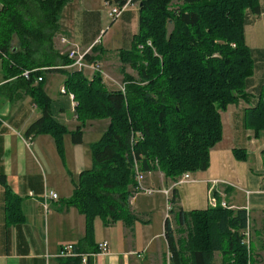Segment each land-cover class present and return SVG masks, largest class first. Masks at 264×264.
I'll return each instance as SVG.
<instances>
[{
    "label": "trees",
    "instance_id": "1",
    "mask_svg": "<svg viewBox=\"0 0 264 264\" xmlns=\"http://www.w3.org/2000/svg\"><path fill=\"white\" fill-rule=\"evenodd\" d=\"M69 1L0 0V58L5 78L21 83L41 112L25 137L50 135L62 155L64 135L80 144L88 121L109 120L100 138L89 145L91 167L72 179V195L65 201L85 217L86 234L79 246L74 245L76 250L95 253L96 218L105 226L117 221L131 225L135 220L128 209L134 194V161L141 172L158 170L171 180L208 168L210 150L222 139L221 113L244 96L253 72L244 27L248 12L259 14L260 7L258 0H134L138 29L130 47L118 50L121 90L109 89L100 72L88 77L84 71L52 67L58 59L60 67L71 63L66 54L54 50L60 16ZM107 1L120 6L125 0ZM97 52L95 44L86 60L96 62ZM126 66L134 76L125 73ZM25 70H34L29 79L22 77ZM54 70L63 73L64 88L73 95L79 124L71 131L53 117L44 91L43 75ZM244 124L255 135L264 131V85L257 103L244 110ZM240 151L235 150L239 159L244 158ZM0 184L6 224L22 223L21 198L10 190L4 175ZM170 202L172 219H164L168 264H215L216 254L221 264L254 263L255 243H243L246 209L185 211L175 207V189ZM256 235L261 242L262 232ZM63 259L81 264L80 257Z\"/></svg>",
    "mask_w": 264,
    "mask_h": 264
},
{
    "label": "crops",
    "instance_id": "2",
    "mask_svg": "<svg viewBox=\"0 0 264 264\" xmlns=\"http://www.w3.org/2000/svg\"><path fill=\"white\" fill-rule=\"evenodd\" d=\"M258 1L260 13L248 12L244 27L245 41L254 60L253 72L246 81L244 96L228 105L225 112L230 113H221L222 139L210 150L208 168L192 173V181L175 188L176 208L185 211L205 209L208 180L225 181V184L217 185L223 192L219 198L225 200L232 209H246L254 234H258L264 222V131L255 135L252 129L245 127L244 110L257 103L264 85V0ZM73 2L74 0H70L62 13ZM135 5L126 11L129 10V16L137 19L138 24V7ZM59 27L60 34L54 38V50L60 54H65L67 49L74 47L84 50L95 45V36L93 40L83 42L75 37L71 32V25L62 24V16ZM62 37L68 43H62ZM13 45L16 50L17 38H14ZM129 47L128 44L121 48ZM119 49L115 51L114 60L101 49L93 54L98 56L97 62L107 87L109 80L117 83L120 79L122 82L123 67L119 60ZM33 56L39 59L38 53ZM55 62L53 68L71 70L58 66L59 59ZM124 70L127 74L135 75L128 66ZM84 73L88 77L91 75L89 70ZM64 78L63 73L54 70L44 73L42 81L44 91L51 99L53 117L71 131L79 123L74 113V101H70L67 93L61 92ZM65 107L70 108V113H66ZM40 116V110L23 85L16 84L15 79L5 78L0 58V175L5 176L10 190L21 198L24 215L22 223L6 224L5 193L0 184V264H66V260L56 258L55 253L67 244L79 246L86 234L84 215L75 207L66 205L65 201L72 195V179L91 167L89 145L100 138L109 120L88 121L83 127L80 144H73L70 135H64L63 154L60 155L54 139L47 134L31 137L30 144H26L25 130ZM89 133L94 138L86 140V134ZM236 149H242L238 154H244V158L239 159ZM171 181L162 172L151 170L144 174L143 185L161 189L168 188ZM49 191L56 192L58 199L48 200L45 209L41 201ZM136 194L128 202L129 212L135 217L131 225L117 221L105 226L100 218L94 220V244L98 246L106 241L109 252L85 253L90 254V264H168L167 242L164 237L165 218L163 219L166 196L163 193L160 194L165 197ZM157 209L160 214L155 218L154 228L152 213ZM161 237L164 239L165 252L159 256L149 254L147 257L146 252L157 239L158 250L161 249ZM258 244L255 243L256 246ZM258 254L256 251L253 264H260ZM215 264H221L219 254L215 255Z\"/></svg>",
    "mask_w": 264,
    "mask_h": 264
},
{
    "label": "rangeland",
    "instance_id": "3",
    "mask_svg": "<svg viewBox=\"0 0 264 264\" xmlns=\"http://www.w3.org/2000/svg\"><path fill=\"white\" fill-rule=\"evenodd\" d=\"M105 1L107 0H74L73 4L67 6V8H65V10L63 11L61 15L62 24L69 23L71 25L70 29L72 30L71 31L72 34L75 37L79 38L82 42L85 40L89 41V39L93 40V36H95L97 39L94 42V44H96L97 49L104 50V52L107 53V55L109 57H112L114 60L116 49H119L121 47H126L128 46V44L130 45V43L128 42L131 41L134 32L137 31L138 24L136 22L137 19L129 16L128 14L129 10L126 11L125 14H123L121 17H119L118 19H116L111 23V19L107 16L108 7H106ZM135 7L137 8L138 4H136ZM168 27L170 30L171 26ZM253 66H254V60H253ZM120 85H121L120 79L117 80V83L113 82L112 80L108 81V87L110 89L119 88ZM67 97H69L71 101V97L69 93H67ZM53 103L55 104V102ZM65 108H66V113H70V108L69 107H65ZM225 113H230V111ZM93 138H94L93 134L92 135L90 133L86 134V140H91ZM161 189L153 188V190H155L153 195L155 196L162 195L163 197H165L163 194H160L162 193L159 191ZM142 194L147 195L142 191L138 192L136 195H142ZM206 207H208L207 201H206ZM166 212H167V202L165 197L163 219L165 218ZM159 214L160 211L158 209L152 213V218L154 219V222L152 223V227L154 228L156 227L155 218ZM170 219H172V216H170ZM257 225L259 229L260 224L258 223ZM258 232H262L261 242L259 241L257 235L254 234L253 232V226L251 227V242L253 244L261 243L260 245L258 244L257 246H255V252L258 251L259 253L258 255L260 258L259 261L260 264H264V233L262 229H259ZM160 241H161V249L158 250L159 240L157 239L156 242L151 245L150 250L146 252L147 257H149V254L152 255L156 254L157 256H159L161 253L165 252L164 239L161 237ZM252 257L254 258V256Z\"/></svg>",
    "mask_w": 264,
    "mask_h": 264
},
{
    "label": "built area",
    "instance_id": "4",
    "mask_svg": "<svg viewBox=\"0 0 264 264\" xmlns=\"http://www.w3.org/2000/svg\"><path fill=\"white\" fill-rule=\"evenodd\" d=\"M133 1L134 0H125L124 3L120 6L113 4V3H110L109 1H105V5H106V7H108L107 16L111 19V21H115L129 7H132L134 4H137V3H134ZM0 8H1V2H0ZM61 42L62 43H68L67 39L65 37L61 38ZM89 53H90V48H87L84 50L79 49L78 47L67 49L65 54L68 57V59L71 60V63L69 65L63 66V67L64 68L67 67L68 69H75L78 71L89 70L91 72L90 73L91 75H93L94 73H97V72L101 73L100 64L97 61L90 63L86 60V55ZM32 72H34V70H25L22 73V77L24 79H29ZM40 80H41V78L38 77L37 81H40ZM120 89L121 90L124 89L122 84L120 85ZM61 92L67 93L64 87L61 88ZM69 94H70L71 100L73 101V95L71 93H69ZM74 105H75V103L73 102V107H74ZM138 135L140 136V134H137L136 136H138ZM30 142H31V137H26V144L29 145ZM133 170L135 173V185L132 188L133 193L136 194V193L142 191V192L149 194V195L153 194L155 191V190H153V188L144 187V185H143L145 173H143L139 170V164L137 161H134ZM189 181H192L191 173L184 172L180 176H178L177 178L172 180L168 188H162L161 190H159L160 192H162L166 196V202H167V212L165 215L166 219L170 220V213L169 212L172 209V203L170 202L172 190L175 189L176 187L186 183V182H189ZM219 183L225 184V181L218 180V179L208 180L207 205L210 208H216V207L230 208L225 200L219 198L223 194V192H221L217 188V185ZM56 199H58L57 193L53 192V191H49L43 195L41 202H42L43 207L45 209H47L48 200H56ZM250 228H251V226H250V221L248 218L247 226L243 232V235H244L243 243H245L246 245H249L250 240H251V229ZM97 247H98V251H97L98 254H106L109 252L108 243L106 241L99 243ZM54 256L56 258H61V259L71 258V257H80L81 264H87L88 257L90 256V254L79 253L73 244H67V245L62 246L55 253Z\"/></svg>",
    "mask_w": 264,
    "mask_h": 264
}]
</instances>
